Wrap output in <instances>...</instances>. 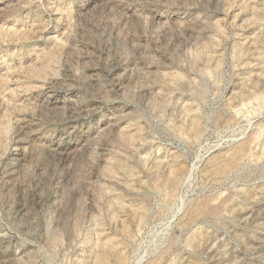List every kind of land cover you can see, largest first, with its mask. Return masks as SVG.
Returning <instances> with one entry per match:
<instances>
[{"label": "rangeland", "instance_id": "1", "mask_svg": "<svg viewBox=\"0 0 264 264\" xmlns=\"http://www.w3.org/2000/svg\"><path fill=\"white\" fill-rule=\"evenodd\" d=\"M0 264H264V0H0Z\"/></svg>", "mask_w": 264, "mask_h": 264}]
</instances>
